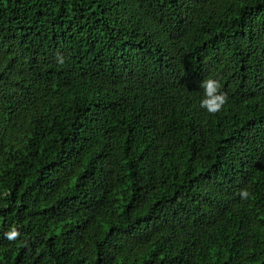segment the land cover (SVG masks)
<instances>
[{"label": "trees", "instance_id": "16d2710c", "mask_svg": "<svg viewBox=\"0 0 264 264\" xmlns=\"http://www.w3.org/2000/svg\"><path fill=\"white\" fill-rule=\"evenodd\" d=\"M0 264H264V0H0Z\"/></svg>", "mask_w": 264, "mask_h": 264}, {"label": "clouds", "instance_id": "9594fccd", "mask_svg": "<svg viewBox=\"0 0 264 264\" xmlns=\"http://www.w3.org/2000/svg\"><path fill=\"white\" fill-rule=\"evenodd\" d=\"M59 62H63V57L59 58ZM200 88L203 89L200 107L213 115L221 111L228 99L227 94L221 90V82L218 79L207 78L202 81ZM238 195L242 200H247L251 197L250 192L246 188L240 189ZM5 236L12 241L19 236V232L16 229H12L5 233Z\"/></svg>", "mask_w": 264, "mask_h": 264}]
</instances>
